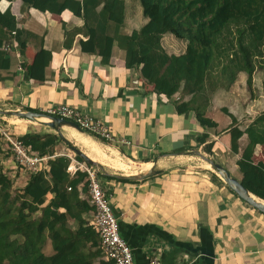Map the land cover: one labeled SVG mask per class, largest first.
I'll return each mask as SVG.
<instances>
[{
  "label": "crops",
  "instance_id": "0c3cea01",
  "mask_svg": "<svg viewBox=\"0 0 264 264\" xmlns=\"http://www.w3.org/2000/svg\"><path fill=\"white\" fill-rule=\"evenodd\" d=\"M6 10L14 16L18 28L33 36L21 42L11 38L7 43L11 62L8 69H0V109L44 112L56 104L73 106L110 127L111 141L81 132L95 140L106 154V159L96 160L100 166L115 170L106 172L101 166L102 175L155 171L133 182L103 176V182L100 180L111 197L120 235L132 249L135 264H148L152 255L159 256L161 264H264V214L215 182L213 174L221 178L193 152L237 171L236 160L246 145V135L241 137L235 165L230 167L228 131L234 126L244 129L256 115L247 119L249 112L230 109L228 90L199 100L204 116L217 124L207 131L205 144L212 143L210 155L203 150L204 145H197L196 136L206 130L198 124L194 112L184 115L175 111L174 102H186L190 95L177 93L167 98L155 93L139 68L125 67V52L117 45L109 64L103 65L88 37L79 31L83 20L69 10L57 15L28 8L21 0H0V12ZM71 33L68 48L65 43ZM183 45L175 55L185 51L186 43ZM40 47L51 52V61L42 73L37 69L27 79L25 68L33 63ZM241 75L244 74L238 73V77ZM10 116L0 115V129L15 137L30 130L26 125L21 134H15L16 121ZM232 118L236 120L234 124ZM42 126L45 132H53L45 124ZM66 129L62 133L71 143L74 138ZM6 149L7 143L0 140V164L12 179L24 180L23 188L29 176H21L25 169L14 163ZM80 150L92 158L86 148ZM66 153L54 149V156L70 157L69 172L73 174L84 162ZM112 160L119 166H112ZM79 186L81 190L82 183ZM51 197V193L46 196L47 200ZM91 218L92 214L89 221Z\"/></svg>",
  "mask_w": 264,
  "mask_h": 264
},
{
  "label": "trees",
  "instance_id": "16d2710c",
  "mask_svg": "<svg viewBox=\"0 0 264 264\" xmlns=\"http://www.w3.org/2000/svg\"><path fill=\"white\" fill-rule=\"evenodd\" d=\"M138 1L146 22L127 34L121 31L126 15L124 0H21L24 6L40 12L59 15L69 10L81 18L83 25L79 31L88 37L103 65L109 64L112 49L117 45L125 52V67L139 68L140 75L153 86L155 93L167 98L177 93L190 95L186 102H174L175 111L184 115L194 112L196 121L206 130L196 136L197 145H204L203 150L211 155L212 143L205 144L209 138L207 131L215 129L217 124L204 116L199 100L207 96L213 81L216 85L225 79L227 70L231 82L240 72L251 81L255 60L264 57V0ZM165 34L185 40V51L168 54L161 43ZM28 36L33 34L18 28L9 10L0 12V69H8L11 62L5 44L11 38L26 41ZM72 37L73 33L66 38L68 48ZM51 57L49 50L40 47L33 63L25 68L26 78L35 75L37 69L42 73ZM223 60L227 62L216 73ZM232 122H236L235 118ZM228 133L233 155L239 154L240 139L246 135L247 143L236 160L237 180L264 201V160L254 159L256 146L264 148V112L244 129L234 126ZM1 137L4 140L0 133ZM15 138L29 151L49 158L44 169L30 172L25 186L14 195L11 192L14 180L0 164V264H112L104 258L99 236L87 218L94 211L89 195L87 198V172L77 169L71 174L70 157L54 156L59 142L68 143L55 132L29 130ZM6 151L14 161L11 147L7 146ZM74 158L84 162L77 154ZM97 175L112 179L101 172ZM212 179L236 195L216 175ZM49 193L52 197L47 200ZM48 242L51 253L45 254L43 249Z\"/></svg>",
  "mask_w": 264,
  "mask_h": 264
},
{
  "label": "built area",
  "instance_id": "2783aa9c",
  "mask_svg": "<svg viewBox=\"0 0 264 264\" xmlns=\"http://www.w3.org/2000/svg\"><path fill=\"white\" fill-rule=\"evenodd\" d=\"M4 48L8 50L9 44H6ZM45 112L48 116L74 122L83 132L94 138L106 141L113 140L110 127L106 123L78 108L67 104H56L50 106ZM0 133L4 141L7 142V146L14 151V161L20 168L31 173L45 168L48 156H39L35 152L29 151L17 138L12 136L10 131L0 129ZM77 169L86 171L88 174L89 201L94 206L89 223L99 236L100 248L104 258L112 261V264H135L132 249L120 235L118 220L110 206L111 197L108 190L100 182L97 169L85 163L81 166L79 165L73 172ZM68 171H70L69 167ZM148 264H161L160 257L156 255L150 256Z\"/></svg>",
  "mask_w": 264,
  "mask_h": 264
},
{
  "label": "rangeland",
  "instance_id": "374dc122",
  "mask_svg": "<svg viewBox=\"0 0 264 264\" xmlns=\"http://www.w3.org/2000/svg\"><path fill=\"white\" fill-rule=\"evenodd\" d=\"M126 5V15H125V21L123 24V27L121 29L124 33H131L135 29H139L140 26L143 25V19L145 18L142 15V10L139 4L138 0H124ZM161 43L164 46V50L168 52V54H176L182 51L183 44H185V40H178L173 35L165 34L162 39ZM181 49V50H180ZM263 56L261 58L258 57L257 60H255V72L253 73L251 77V81L248 82L245 75L237 76V78L231 82V76H229L228 73H230L229 70H227V74L224 75L225 79L219 80L218 83L215 85L214 81L213 86L211 87V91H207L208 95H223L224 89H227L229 92V100L227 105L230 106V109L232 108H239L240 111L243 110V112H249L246 113L247 119H252V116H257L258 114H261L264 112V63L262 62ZM226 60H223V62L220 63L219 67H217L216 73H220L222 70L223 65L226 63ZM229 77V79H228ZM212 79V78H211ZM227 87V88H225ZM226 93V92H225ZM9 118H13L16 123L13 127H16V133L17 135L21 134L22 128H25L26 125H28V128L30 130L39 131V133L45 132L43 128V123L36 121L34 119H23L17 116H10ZM19 120V121H18ZM248 121V120H247ZM18 122V123H17ZM24 123V125H23ZM9 124V123H8ZM12 124V123H11ZM24 126V127H21ZM51 128H49L50 130ZM53 132L57 133L56 130L51 129ZM62 131V129H61ZM63 132V131H62ZM64 133V132H63ZM13 138V137H12ZM14 139V138H13ZM71 145L73 147H76L78 149H82L80 144L76 142L74 139H70ZM245 144L247 143V139L243 141ZM55 152L61 153V152H67L66 154H70L72 157L75 156V152L68 147V145L64 142H59L56 145ZM7 150V149H6ZM229 166L233 167L235 164L234 162V155L230 152ZM236 158V157H235ZM219 159V157H218ZM255 160H264V148H260V146H256L255 148ZM96 161V160H95ZM219 161H223L219 159ZM98 162V161H96ZM85 163V162H84ZM219 163V162H218ZM227 164V162H225ZM86 164V163H85ZM101 164V163H100ZM115 167L114 164H111ZM106 172L115 171L112 170L109 166L101 165ZM117 167V166H116ZM228 171H230L231 175L235 177L236 179L239 177V171H235L231 168H227V166H224ZM96 169V167H94ZM23 171V170H22ZM26 171V170H25ZM23 171V174L21 176L27 178L30 176L28 172ZM97 171L100 173H104L101 169ZM10 175V174H9ZM100 180L103 182L102 176H98ZM29 179V178H28ZM14 184L12 186L11 192L14 195L16 192H20L22 190V184L24 183V180H18L14 179ZM26 180V179H25ZM25 186V185H24ZM48 198V197H47ZM257 198V197H255ZM259 199V198H257ZM263 201V200H262ZM263 214V213H262ZM87 218H89V215H87ZM45 254L51 253V247L49 242L47 243L46 247L43 249Z\"/></svg>",
  "mask_w": 264,
  "mask_h": 264
},
{
  "label": "water",
  "instance_id": "95a60500",
  "mask_svg": "<svg viewBox=\"0 0 264 264\" xmlns=\"http://www.w3.org/2000/svg\"><path fill=\"white\" fill-rule=\"evenodd\" d=\"M0 115H4V116H8V115H12V116H17L20 118H25V119H36L38 117H46L48 118L50 121L49 122H41L43 124H45L46 126H48L51 129L56 130V132L59 134L60 138L62 140H64L65 142H67L68 147L71 148L75 154L79 155L80 157H82V159L84 160V162L87 165L90 166H94L96 168H100V164L98 162H96L95 160H93L92 158H90L86 153H84L82 150L73 147L68 140L66 139V137L63 135L61 129L62 126L66 125L72 128H75L76 130L83 132L79 126L77 124H75L72 121L66 120V119H62V118H58V117H51L48 116L47 114L43 113V112H36V111H28V110H1L0 109ZM193 152L198 155L202 160H204L205 162H207L211 169L225 182V184L240 198L242 199L244 202H246L247 204H249L250 206H252L253 208H255L256 210H258L259 212L264 214V204L258 200H256V196H254L252 193H250L246 187H244L239 180H237L235 177H233L230 172L221 164H219L218 162L214 161L212 158L210 157H206L204 155H202L200 152L193 150ZM181 154L184 153H188V152H179ZM155 172L154 170H149L146 173H139V174H133V175H128V176H122L119 174H114V173H109L108 175L114 178H123V179H129V180H139L141 178H144L146 176H149L151 173ZM264 202V201H263Z\"/></svg>",
  "mask_w": 264,
  "mask_h": 264
},
{
  "label": "bare ground",
  "instance_id": "6f19581e",
  "mask_svg": "<svg viewBox=\"0 0 264 264\" xmlns=\"http://www.w3.org/2000/svg\"><path fill=\"white\" fill-rule=\"evenodd\" d=\"M35 120L39 122H49L50 121L48 118L43 117V116L38 117ZM63 128H67L66 130L81 145V147L86 148L89 151L88 153H90L93 160H102V159L107 158L106 154L102 151L100 145L95 140H93L90 136L84 133H81L77 131L75 128H72L66 125L62 126V129ZM112 163L115 165V167L119 166L116 162H114V160H112ZM256 200L264 204V202L261 199L256 198Z\"/></svg>",
  "mask_w": 264,
  "mask_h": 264
}]
</instances>
